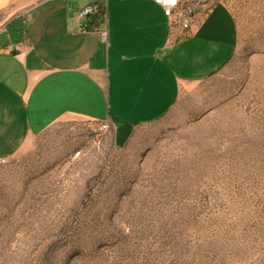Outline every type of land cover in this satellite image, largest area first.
I'll return each mask as SVG.
<instances>
[{
	"label": "rangeland",
	"instance_id": "374dc122",
	"mask_svg": "<svg viewBox=\"0 0 264 264\" xmlns=\"http://www.w3.org/2000/svg\"><path fill=\"white\" fill-rule=\"evenodd\" d=\"M217 2L236 53L163 118L63 121L0 159V264H264V0Z\"/></svg>",
	"mask_w": 264,
	"mask_h": 264
},
{
	"label": "crops",
	"instance_id": "0c3cea01",
	"mask_svg": "<svg viewBox=\"0 0 264 264\" xmlns=\"http://www.w3.org/2000/svg\"><path fill=\"white\" fill-rule=\"evenodd\" d=\"M211 1L183 31L155 0H0V159L63 121L129 134L163 118L236 53L237 23ZM95 3L100 15L78 18Z\"/></svg>",
	"mask_w": 264,
	"mask_h": 264
},
{
	"label": "built area",
	"instance_id": "2783aa9c",
	"mask_svg": "<svg viewBox=\"0 0 264 264\" xmlns=\"http://www.w3.org/2000/svg\"><path fill=\"white\" fill-rule=\"evenodd\" d=\"M211 0H155L163 7L165 15L171 21L173 30H190L192 27L199 26L198 7L201 3ZM207 4V3H206ZM102 8L99 4H91L82 8L78 12L79 19H86L92 15H100ZM5 31V26L0 25V34ZM110 125L105 123L99 127L100 131H107Z\"/></svg>",
	"mask_w": 264,
	"mask_h": 264
}]
</instances>
